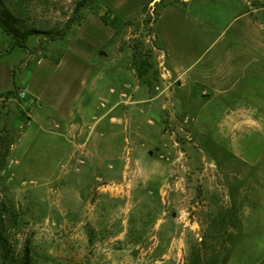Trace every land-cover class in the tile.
<instances>
[{
    "label": "rangeland",
    "instance_id": "374dc122",
    "mask_svg": "<svg viewBox=\"0 0 264 264\" xmlns=\"http://www.w3.org/2000/svg\"><path fill=\"white\" fill-rule=\"evenodd\" d=\"M148 2L0 0V264L7 250L3 264H264V185L243 208L232 206L233 193L200 184L172 197L153 186L135 191L131 157L143 140L131 144L115 129L96 145L124 172L106 181L87 162L75 169L84 153L58 136L57 110L46 112L65 88L98 74L92 57L115 44L131 48L142 83L153 81ZM166 127L147 148L159 145L162 159L174 140L181 146ZM147 164L142 178L154 171Z\"/></svg>",
    "mask_w": 264,
    "mask_h": 264
},
{
    "label": "crops",
    "instance_id": "0c3cea01",
    "mask_svg": "<svg viewBox=\"0 0 264 264\" xmlns=\"http://www.w3.org/2000/svg\"><path fill=\"white\" fill-rule=\"evenodd\" d=\"M150 1L156 57L164 53L175 83L155 95L140 81L131 48L115 44L113 52L92 57L98 74L81 77L73 90L65 88L46 112L57 110L58 136L79 146L83 164L106 181L124 172L107 148L102 154L96 145L108 144L113 131L122 129L127 142L146 144L135 146L131 157L135 191L153 186L172 197L200 184L205 191L233 193L232 206L243 208L264 185V0ZM125 82L135 87L127 104L108 91ZM184 115L191 121L181 130L178 119ZM166 125L176 130L181 146L168 148L162 159L155 156L159 145L147 148L167 136ZM147 163L154 171L142 178Z\"/></svg>",
    "mask_w": 264,
    "mask_h": 264
},
{
    "label": "built area",
    "instance_id": "2783aa9c",
    "mask_svg": "<svg viewBox=\"0 0 264 264\" xmlns=\"http://www.w3.org/2000/svg\"><path fill=\"white\" fill-rule=\"evenodd\" d=\"M157 80L152 81L150 83L151 89L154 92L155 95H159L169 89L174 83L175 79L173 78L172 74L170 73L169 69L167 68L166 62H165V55L163 52L159 51L157 53ZM135 90L134 85H132L129 82L123 83V85L119 88H109V93L115 94L117 93L120 101L124 104L130 103L132 101L133 92ZM23 95V93H22ZM179 125L180 129L183 130V127L191 121V118L187 115H184L180 117L179 119ZM147 123L152 124L153 120L151 118L147 119ZM24 125L29 124V120H26ZM23 124L21 127H23ZM56 127H58V124H55ZM174 145H178V142L176 140L173 141ZM160 157L164 158V156L161 154ZM83 164L82 159L77 160L76 169Z\"/></svg>",
    "mask_w": 264,
    "mask_h": 264
},
{
    "label": "trees",
    "instance_id": "16d2710c",
    "mask_svg": "<svg viewBox=\"0 0 264 264\" xmlns=\"http://www.w3.org/2000/svg\"><path fill=\"white\" fill-rule=\"evenodd\" d=\"M61 34H63V31H61ZM0 243H2V245H4V246H6V244H7L6 239L3 237V227L1 225V223H0ZM7 252H8V250L5 251L4 254H3L2 264H3L4 260L7 258V255H8Z\"/></svg>",
    "mask_w": 264,
    "mask_h": 264
}]
</instances>
